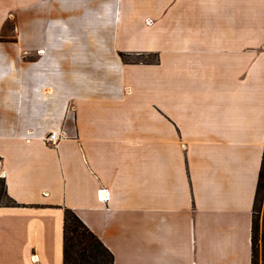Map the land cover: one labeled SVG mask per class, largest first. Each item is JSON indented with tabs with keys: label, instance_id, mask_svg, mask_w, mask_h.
Wrapping results in <instances>:
<instances>
[{
	"label": "crops",
	"instance_id": "obj_1",
	"mask_svg": "<svg viewBox=\"0 0 264 264\" xmlns=\"http://www.w3.org/2000/svg\"><path fill=\"white\" fill-rule=\"evenodd\" d=\"M263 150L264 0H0V264H251Z\"/></svg>",
	"mask_w": 264,
	"mask_h": 264
},
{
	"label": "trees",
	"instance_id": "obj_2",
	"mask_svg": "<svg viewBox=\"0 0 264 264\" xmlns=\"http://www.w3.org/2000/svg\"><path fill=\"white\" fill-rule=\"evenodd\" d=\"M16 206L7 195L4 180L0 179V207ZM250 241L251 264H258L260 245L264 264V150L252 205ZM62 261L63 264H114L110 251L70 210H65L63 216Z\"/></svg>",
	"mask_w": 264,
	"mask_h": 264
},
{
	"label": "built area",
	"instance_id": "obj_3",
	"mask_svg": "<svg viewBox=\"0 0 264 264\" xmlns=\"http://www.w3.org/2000/svg\"><path fill=\"white\" fill-rule=\"evenodd\" d=\"M73 137L68 133V131L64 127H58L51 132L47 136L44 137V142L49 146L56 148L59 143L72 139ZM98 200L104 201L107 199L105 190H99L97 194ZM32 262H36V257L32 256Z\"/></svg>",
	"mask_w": 264,
	"mask_h": 264
},
{
	"label": "rangeland",
	"instance_id": "obj_4",
	"mask_svg": "<svg viewBox=\"0 0 264 264\" xmlns=\"http://www.w3.org/2000/svg\"><path fill=\"white\" fill-rule=\"evenodd\" d=\"M125 61H135L136 60V58H126V59H124ZM138 60V59H137ZM149 60L151 61L152 59H150L149 58ZM260 227H261V219H260ZM258 264H262V262H261V245H260V247H259V258H258Z\"/></svg>",
	"mask_w": 264,
	"mask_h": 264
}]
</instances>
